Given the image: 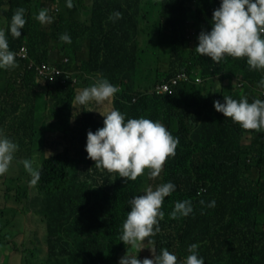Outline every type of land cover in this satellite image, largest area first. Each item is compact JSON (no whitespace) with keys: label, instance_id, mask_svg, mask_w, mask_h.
<instances>
[{"label":"trees","instance_id":"obj_1","mask_svg":"<svg viewBox=\"0 0 264 264\" xmlns=\"http://www.w3.org/2000/svg\"><path fill=\"white\" fill-rule=\"evenodd\" d=\"M77 2L81 18L61 11L63 0H0V28L7 30L17 8L25 9L26 19L19 38L7 33L18 66L0 69V130L18 144L15 158L34 160L40 171L35 187L29 186L26 171L9 187L10 198L21 204L11 212L20 226L8 228V217L0 215V243L18 251L20 264H119L130 248L120 241L129 201L148 186L171 182L175 190L164 199L160 232L150 238L154 245L142 243L157 254L167 248L179 264L192 244L204 264H264V220L250 210L255 201L264 212V131L244 130L213 107V101L224 102L223 96L264 100L259 85L264 71L250 70L246 58L225 56L216 63L194 50L199 33L211 30L212 12L221 0H160L157 80L192 70L203 79L180 82L171 94L136 86L141 0ZM40 9L48 10L52 23L35 19ZM117 11L122 18L110 20ZM189 12L194 14L191 28ZM65 33L70 44L60 40ZM22 47L25 56L19 54ZM40 63L71 71L77 80L36 74ZM98 76L121 90L103 104L76 103L78 90ZM232 78L236 81L227 82ZM109 108L126 119L159 120L179 138L175 156L158 177L150 178L145 169L135 181L126 180L96 168L87 157V132L103 127L100 113ZM245 132L251 134L249 149L240 143ZM28 195L40 197L42 204L28 207ZM238 198L237 213L225 218L226 207ZM184 200L192 202L193 211L171 219L175 203ZM211 201L215 207L206 206Z\"/></svg>","mask_w":264,"mask_h":264},{"label":"clouds","instance_id":"obj_2","mask_svg":"<svg viewBox=\"0 0 264 264\" xmlns=\"http://www.w3.org/2000/svg\"><path fill=\"white\" fill-rule=\"evenodd\" d=\"M66 6L71 9L72 0H67ZM120 18H122V13L118 11L109 16L110 20ZM35 19L41 24L53 22L47 9H40ZM189 20L188 18L187 23L191 28L193 20L190 23ZM25 24V9L21 7L15 10L7 30L0 28V69L7 70L18 66L16 53L9 48L7 33H10L13 38H19ZM190 36L193 39V30L188 36L189 40ZM197 39L198 44L194 50L201 56L210 57L213 62L219 63L225 56L246 58L250 70L264 71V0H221L219 7L212 12L211 30H202ZM60 40L71 43V38L67 33L62 34ZM137 45L138 61L140 49L138 41ZM157 45L158 42L156 49ZM156 49L152 53L157 63ZM19 54L26 55L24 47L20 49ZM54 69L56 67L51 63L35 65L36 74L39 73L43 77L58 78L62 82L66 79L73 82L77 80L71 71L57 69L59 73H55ZM158 77L162 78L163 73L159 71ZM202 80L195 70L180 71L171 77L160 79L152 87L149 81L146 80L144 84V80L141 81L137 77L136 86L141 84L154 94H171L180 82L193 81L200 84ZM259 85L264 88V78L259 81ZM120 90V86L117 87L107 78L98 76L93 84L78 90L75 102L80 105L92 101L103 104L113 99ZM221 92L226 93L222 88ZM261 93L264 96V90H261ZM223 101V103L219 100L213 101V107L225 118H231L244 130L264 131V100L254 99L249 102L247 97L237 100L231 96H223ZM100 115L104 118L103 127L95 132L89 130L85 145L87 157L94 161L96 168L116 173L118 177L131 181H135L138 176L144 174L145 169H148V176L156 178L162 172L166 160L175 156L179 138L174 137L159 120L154 121L143 117L126 119L125 115L115 108H109ZM247 133L243 134L240 143L249 149L251 134L247 135ZM18 147V144L0 130V176L9 171ZM48 154V157L52 155L50 152ZM20 163L31 177L29 186L35 187L40 179L39 168L35 166L36 162L32 159H24ZM174 190L175 185L171 182L161 183L155 188L148 186L143 195L135 196L129 201L130 211L123 222L120 241L137 251L135 253L126 252L120 258L119 264H179L177 256L167 248H162L157 254L154 247L149 246L152 258H137V253L143 248L141 247L144 244L143 241L147 240V243L154 245V240L150 238L160 232L159 222L164 218V212L161 210L164 199ZM238 201L239 198L231 206L226 207L225 218L237 213ZM204 203L203 200L200 201L201 205ZM206 206L215 207V201L209 202ZM250 210L252 213L258 212L261 220H264V212L257 207L255 201L250 205ZM192 211L190 200L178 201L169 215L171 219H176L187 216ZM197 249V244L189 246L190 254L183 264H204Z\"/></svg>","mask_w":264,"mask_h":264},{"label":"rangeland","instance_id":"obj_3","mask_svg":"<svg viewBox=\"0 0 264 264\" xmlns=\"http://www.w3.org/2000/svg\"><path fill=\"white\" fill-rule=\"evenodd\" d=\"M159 2L160 0H141V11L139 15L140 20L137 30V41L139 42L140 49L135 74L141 81L144 80V84H146V80L149 81V85L151 87L158 82L154 67L156 65V59L152 52L156 49L157 43V35L155 31L159 26L157 17ZM66 3L67 0H63V7H61L60 10H64L66 15L81 18V9L77 0H72L73 7L71 9L66 6ZM68 9L69 11L67 13ZM193 15L194 14L192 12L188 13V18L190 19L189 23L193 20ZM190 41L193 43L192 36H190ZM53 56L54 55L52 54L51 58H53ZM233 81H236L235 78L227 80L229 83H232ZM247 135H250V133L248 132ZM24 159L27 158H15L7 174L0 176V215L8 217V228L14 227L17 229L20 226V219L16 216H11V212L19 210L21 208V204L10 198L8 189L9 187L16 186L22 178V175L25 173L23 165L20 163V161ZM18 194L22 201H24L23 193L18 192ZM41 204L42 201L40 197L28 195V207H35L37 209ZM16 242L19 244L18 240ZM141 247L143 248L137 253L139 259L152 258L151 251L149 249L150 247L147 244H143ZM128 250L131 253H135L137 251V249L132 248L131 246ZM0 264H20L18 251L11 247L8 248L6 244L0 243Z\"/></svg>","mask_w":264,"mask_h":264},{"label":"built area","instance_id":"obj_4","mask_svg":"<svg viewBox=\"0 0 264 264\" xmlns=\"http://www.w3.org/2000/svg\"><path fill=\"white\" fill-rule=\"evenodd\" d=\"M54 71H55V73H59V70H57V69H54Z\"/></svg>","mask_w":264,"mask_h":264}]
</instances>
